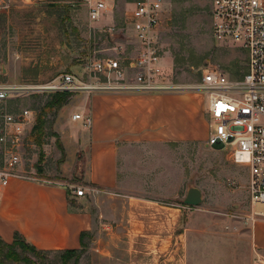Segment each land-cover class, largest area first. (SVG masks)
<instances>
[{
  "label": "rangeland",
  "instance_id": "1",
  "mask_svg": "<svg viewBox=\"0 0 264 264\" xmlns=\"http://www.w3.org/2000/svg\"><path fill=\"white\" fill-rule=\"evenodd\" d=\"M106 1L110 12L92 23L83 3L0 0V87L23 89L0 102V124L6 113L32 110L37 117L55 94L37 89L58 83L64 75L72 74L87 85L103 81L102 76L91 73L93 60L117 58L124 65L134 56L138 46L126 29L133 0ZM212 1L168 0L169 9L159 27L158 85L192 94L199 105H203V97V107L206 98L197 89L204 69L215 66L232 79L246 71L245 54L213 37ZM81 93H70L66 105L45 115L42 147L32 140V130L27 134L18 167L40 180L71 182L72 197L73 189H84L77 146L83 143L84 129L72 122V101ZM197 115L200 128L196 126L195 130L203 134V139L171 144L172 158L168 160L167 155L163 166L156 169V178L166 180L165 185L157 187L175 196L179 192L174 199L155 204L154 208H142L141 215L140 211L129 215L118 198L105 195L97 203L85 195L81 206H87L92 214L94 231L84 237V249L68 259L64 251L33 254L15 250L31 264H187V250L188 264H234L235 255L242 264H248L242 235L253 224L248 220V169L229 161V150L204 147L209 119L205 108H200ZM3 165L0 152V167ZM190 187L202 192L203 201L197 207L184 203ZM251 260L254 264V255ZM0 263L24 264L3 256Z\"/></svg>",
  "mask_w": 264,
  "mask_h": 264
},
{
  "label": "crops",
  "instance_id": "2",
  "mask_svg": "<svg viewBox=\"0 0 264 264\" xmlns=\"http://www.w3.org/2000/svg\"><path fill=\"white\" fill-rule=\"evenodd\" d=\"M202 104L205 100L201 97ZM75 114L90 116L80 142L79 176L84 196L100 201L105 195L118 198L128 214L174 199L172 192L157 187L156 169L172 158L171 144L200 141L198 111L205 108L185 92L91 91L73 101ZM73 124V123H72ZM206 148V140L203 143ZM169 153V154H168ZM71 182L40 180L21 168L0 183V240L12 244L16 235L39 251L80 250L82 235H92L94 224L83 197L70 195ZM73 198V199H72ZM103 211V205L101 204ZM105 211V209H104ZM141 215V211H140ZM251 257L257 249L264 256V220L242 233ZM189 263V251L184 252ZM193 258V257H191ZM234 264H242L235 255ZM246 264V263H245Z\"/></svg>",
  "mask_w": 264,
  "mask_h": 264
},
{
  "label": "built area",
  "instance_id": "3",
  "mask_svg": "<svg viewBox=\"0 0 264 264\" xmlns=\"http://www.w3.org/2000/svg\"><path fill=\"white\" fill-rule=\"evenodd\" d=\"M92 23L104 19L110 12L106 0H84ZM168 0H133L126 16L127 31L138 46L134 56L123 65L117 58L93 60L91 73L103 81L83 84L74 75L62 76L58 83L37 90L52 93L91 91H177L168 85H158L159 27L169 9ZM213 37L221 43L238 47L246 56V71L237 79L230 78L215 66L203 70L198 91L206 98L209 119L207 148L229 150V161L245 166L249 173L248 220L255 223L264 219V0H213L211 11ZM130 74H132L131 77ZM13 87H0V102L18 91ZM0 124V152L4 165L0 167V183L18 174L22 162L21 147L36 123V113L24 110L20 114H4ZM74 121L90 128L92 118L75 114ZM76 197L84 196V189L72 190ZM254 264H264V256L256 249Z\"/></svg>",
  "mask_w": 264,
  "mask_h": 264
},
{
  "label": "trees",
  "instance_id": "4",
  "mask_svg": "<svg viewBox=\"0 0 264 264\" xmlns=\"http://www.w3.org/2000/svg\"><path fill=\"white\" fill-rule=\"evenodd\" d=\"M58 5V4H51ZM69 97H71L70 93H55L51 95L49 102L45 105V107L37 114L36 123L32 129L31 138L34 141L35 145L38 147H42L44 145V134H45V115L48 112H51L54 108H61L66 105L69 101ZM85 235H82V249L85 248L83 244V239ZM19 248L22 252H30L33 254H39L44 251H39L34 246L28 244L22 237L16 235L15 240L12 244H5L0 240V256H3L5 259L14 262H24V264H31V260L28 258H22L20 254L15 250ZM80 250H70L64 251L66 258L72 257V255L77 254ZM2 264V263H0Z\"/></svg>",
  "mask_w": 264,
  "mask_h": 264
},
{
  "label": "water",
  "instance_id": "5",
  "mask_svg": "<svg viewBox=\"0 0 264 264\" xmlns=\"http://www.w3.org/2000/svg\"><path fill=\"white\" fill-rule=\"evenodd\" d=\"M42 1L48 4H80L83 3L84 0H42ZM202 201H203L202 192L197 188L190 187L187 191V195L184 200V203L187 206L197 207L202 203Z\"/></svg>",
  "mask_w": 264,
  "mask_h": 264
},
{
  "label": "bare ground",
  "instance_id": "6",
  "mask_svg": "<svg viewBox=\"0 0 264 264\" xmlns=\"http://www.w3.org/2000/svg\"><path fill=\"white\" fill-rule=\"evenodd\" d=\"M258 211H260V212H264V206H259V207H258Z\"/></svg>",
  "mask_w": 264,
  "mask_h": 264
}]
</instances>
